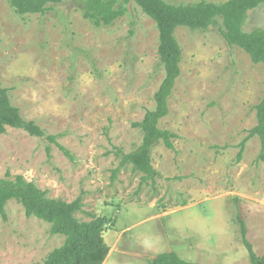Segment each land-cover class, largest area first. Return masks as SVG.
I'll return each mask as SVG.
<instances>
[{"label": "rangeland", "instance_id": "obj_1", "mask_svg": "<svg viewBox=\"0 0 264 264\" xmlns=\"http://www.w3.org/2000/svg\"><path fill=\"white\" fill-rule=\"evenodd\" d=\"M128 9L113 27L97 28L74 0L27 17L0 0V85L24 119L57 140L8 128L0 135V178L22 176L68 203L82 198L80 221L115 219L104 234L111 247L106 264H149L170 252L197 264H251L241 229L263 256L260 139L246 144L240 162L237 156L257 125L264 65L226 44L221 19L208 31L179 28L182 75L161 124L178 136L175 149H153L160 174L154 181L143 182L131 166L115 176L119 150L129 154L142 144L133 124L155 108L165 78L156 23L135 4ZM245 28L264 29V7L249 13ZM5 209L0 264L43 263L63 246L65 237L51 235V225L28 218L16 201Z\"/></svg>", "mask_w": 264, "mask_h": 264}, {"label": "trees", "instance_id": "obj_2", "mask_svg": "<svg viewBox=\"0 0 264 264\" xmlns=\"http://www.w3.org/2000/svg\"><path fill=\"white\" fill-rule=\"evenodd\" d=\"M82 16L97 28H110L122 20L130 5L135 4L150 17L159 32V57L165 69V78L154 96L155 108L147 111L143 120L133 124L143 134L142 144L133 152L117 153L121 158L116 176L123 168L132 167V171L143 175L142 181H154L160 174L152 163L153 149L163 144L167 149H175L178 136L163 128L162 121L170 116V98L182 75L181 63L183 51L177 40L179 28L191 31H208L222 20L220 35L230 48H240L254 64L264 65V29L246 31V22L250 12L264 7V0H229L215 4L206 1L188 5H171L166 0H74ZM63 0H9L15 14L21 17L45 15L60 5ZM257 125L249 131L247 138L240 144L237 161L240 162L246 144L258 137L261 141V158L264 159V92L260 103L255 107ZM18 129L29 136L46 139L57 144L55 136L47 133L34 121L23 118L19 108L13 105L10 90L0 85V135L7 129ZM51 155V147L47 146ZM121 155V156H120ZM19 203L28 218H37L51 225L50 233L65 237L63 246L55 249L43 263L38 264H104L110 256L111 247L105 241L104 234L115 224V219L91 215L89 222L80 221L76 216L83 210L82 198L68 203L52 199L48 191L41 190L22 176L13 177L7 172L0 178V214L6 220V206L10 201ZM242 241L247 249L251 264H264V255H256L247 238L243 226ZM149 264H197L183 260L175 252L157 255Z\"/></svg>", "mask_w": 264, "mask_h": 264}, {"label": "crops", "instance_id": "obj_3", "mask_svg": "<svg viewBox=\"0 0 264 264\" xmlns=\"http://www.w3.org/2000/svg\"><path fill=\"white\" fill-rule=\"evenodd\" d=\"M109 258L106 260V262L104 264H106L108 262ZM236 263V262H235Z\"/></svg>", "mask_w": 264, "mask_h": 264}]
</instances>
